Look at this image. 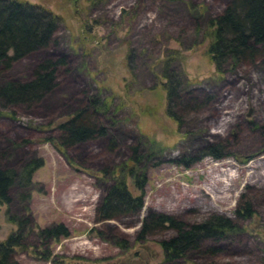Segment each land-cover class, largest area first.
<instances>
[{"label": "rangeland", "instance_id": "rangeland-1", "mask_svg": "<svg viewBox=\"0 0 264 264\" xmlns=\"http://www.w3.org/2000/svg\"><path fill=\"white\" fill-rule=\"evenodd\" d=\"M28 1L50 9L61 23L48 47L1 70L0 86L33 80L47 61L65 64L39 102L6 109L0 103V167L19 171L30 160H44L32 184L15 185L9 207H0V241L18 232L11 217L29 220L26 249L16 252V261L264 264V61L229 62L219 72L208 55L206 29L233 0H102L97 6L87 0ZM167 55L169 72L182 82L171 109L179 122L167 113L165 65L159 63ZM93 98L113 100L108 112L89 113L106 127V137L64 152L47 142L61 138L56 122L89 107ZM137 145L145 157L137 167L146 177L143 209L99 222L96 211L112 185L110 176ZM214 145L224 147L225 158L203 156ZM148 146L163 152L151 156ZM192 156L201 157L190 167L177 163ZM245 204L252 214L239 217ZM150 213L188 225L223 216L239 231L166 262L161 242L175 236L173 230L138 238ZM57 224L69 238L39 236Z\"/></svg>", "mask_w": 264, "mask_h": 264}, {"label": "trees", "instance_id": "trees-1", "mask_svg": "<svg viewBox=\"0 0 264 264\" xmlns=\"http://www.w3.org/2000/svg\"><path fill=\"white\" fill-rule=\"evenodd\" d=\"M101 1L87 0L92 6H97ZM60 23L61 18L43 5L28 0H0V72L11 67L14 61L48 47ZM206 33L210 39L208 55L219 72H222L224 65L229 62L234 67L242 62L264 61V0H233L222 15L210 21ZM159 63L165 65L161 77L167 81L163 88L169 101L167 113L175 122H179L174 114L171 115V109L175 97L178 96L177 91L182 85L181 79L179 75L178 77L171 75L168 70L173 63L170 56L167 55L163 61L159 60ZM64 64V59L57 62L47 61L38 67L33 80L25 83L9 81L0 86L2 107L6 109L13 105H32L39 102L52 89L55 70ZM112 101V98L104 102L100 98H93L89 107L61 119L59 123L56 122V126L62 132L61 138L47 139V142L52 143L60 152H64L67 147L106 137V127L101 123H95L92 114L89 113L90 110L96 114L108 112ZM110 142L113 149L116 142L114 139ZM148 148L151 156L154 151L157 154L163 152L156 150L155 147ZM140 149L141 145L132 147L131 158L119 166L111 176V172H103V175H109L113 182L97 208L99 222L117 220L139 213L143 209L146 177L143 172L139 175L137 170L145 158ZM202 154L216 160L226 157L222 145L210 146ZM200 157H183L177 163L187 168L200 160ZM43 165V159H33L19 171L0 167V207H9L12 201L10 190L15 185L29 187L34 174ZM250 214H252L250 204L242 205L237 210L239 217L246 218ZM10 219L18 226V232L7 240L0 241V264H19L14 255L18 250L26 249L25 229L29 220L18 217ZM166 228L175 232V236L161 242L166 262L183 258L187 252L198 248L205 240L221 239L227 234L239 231L231 219L223 216H214L200 223L188 225L166 214L150 213L142 223L138 238L141 240ZM39 236L59 242L69 238L70 233L63 224H57L41 230ZM120 246L125 247L124 244Z\"/></svg>", "mask_w": 264, "mask_h": 264}]
</instances>
